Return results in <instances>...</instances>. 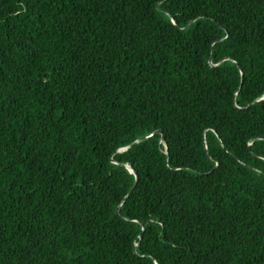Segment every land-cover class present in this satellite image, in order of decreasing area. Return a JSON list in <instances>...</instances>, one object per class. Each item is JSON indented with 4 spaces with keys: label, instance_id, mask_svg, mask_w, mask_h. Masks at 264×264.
<instances>
[{
    "label": "trees",
    "instance_id": "1",
    "mask_svg": "<svg viewBox=\"0 0 264 264\" xmlns=\"http://www.w3.org/2000/svg\"><path fill=\"white\" fill-rule=\"evenodd\" d=\"M263 95L264 0H0V264H264Z\"/></svg>",
    "mask_w": 264,
    "mask_h": 264
},
{
    "label": "water",
    "instance_id": "2",
    "mask_svg": "<svg viewBox=\"0 0 264 264\" xmlns=\"http://www.w3.org/2000/svg\"><path fill=\"white\" fill-rule=\"evenodd\" d=\"M235 63H236V62H235ZM239 72H240V77H241V76H242V71H241L240 68H239ZM262 97H264V95H263ZM262 97L253 100L252 103H253V102H257V101H261V100H262V99H261ZM157 133L160 135V142H162V143L164 144V147H165L166 144H165V141H164V135H163L162 131H161L160 129H155V130L151 131L150 133H148V134H146V135H143V136H141V137L135 139L134 141H132L130 144L126 145L125 147H122V148L117 149L116 151H124V150L128 149L129 147H131V146H132L133 144H135L136 142L141 141V140H143V139H145V138H147V137H149V136H151V135H153V134H157ZM126 168H127V170H128L129 172L133 173V175H134V180H133V183H132L131 187H130L129 190L127 191V193L122 197L121 202H123V201L125 200L127 194L131 191V189L134 188V186H135V184H136V182H137V179H138L137 174H136L135 170H134L132 167L128 166V167H126ZM120 204H121V203H120ZM118 207H119V205H118V206L116 207V209H115V213H116V214H117ZM141 227H143V225H141Z\"/></svg>",
    "mask_w": 264,
    "mask_h": 264
},
{
    "label": "snow or ice",
    "instance_id": "3",
    "mask_svg": "<svg viewBox=\"0 0 264 264\" xmlns=\"http://www.w3.org/2000/svg\"><path fill=\"white\" fill-rule=\"evenodd\" d=\"M173 23H176V21H175V20H173ZM261 99H262V100H264V97H262Z\"/></svg>",
    "mask_w": 264,
    "mask_h": 264
}]
</instances>
